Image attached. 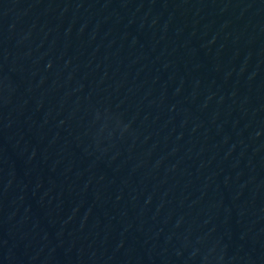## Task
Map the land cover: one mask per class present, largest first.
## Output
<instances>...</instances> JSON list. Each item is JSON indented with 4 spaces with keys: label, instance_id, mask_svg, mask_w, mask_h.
Wrapping results in <instances>:
<instances>
[{
    "label": "water",
    "instance_id": "obj_1",
    "mask_svg": "<svg viewBox=\"0 0 264 264\" xmlns=\"http://www.w3.org/2000/svg\"><path fill=\"white\" fill-rule=\"evenodd\" d=\"M0 264H264V0H0Z\"/></svg>",
    "mask_w": 264,
    "mask_h": 264
}]
</instances>
